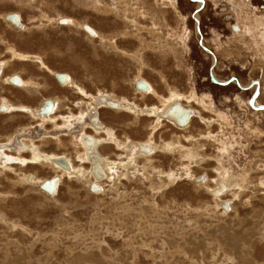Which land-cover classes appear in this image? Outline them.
<instances>
[{
  "label": "rangeland",
  "instance_id": "obj_1",
  "mask_svg": "<svg viewBox=\"0 0 264 264\" xmlns=\"http://www.w3.org/2000/svg\"><path fill=\"white\" fill-rule=\"evenodd\" d=\"M215 1L205 0L198 10V2L191 0H0V62L13 65L6 67L5 76L41 84L21 88L1 81L0 96L32 107L58 97L57 114L68 115L70 107L79 115L91 98L57 79V73H66L89 95L111 93L139 109L161 106L162 99L138 92L136 82L143 80L164 100L174 91L184 95L183 104L201 115L183 129L163 120L155 130L154 117L99 109L103 123L120 140H179L194 147L197 157L181 158L178 151L153 153L148 159L141 155L100 183L93 176H65L54 194L23 178L25 173L51 178V166L13 164V171H0V264H264V109L258 108L264 104V42L260 34L253 43L247 34L231 30L243 12L242 30L246 18L253 21L249 9L236 14L232 3ZM254 2L260 8V0ZM198 11L202 35L194 19ZM13 12L22 26L3 19ZM200 36L217 59L212 69V77L215 72L220 79L216 83L209 74L212 57L197 42ZM251 44H260V60L254 55L257 48H248ZM13 49L42 57L51 71L23 54L16 56ZM251 79H258L259 88L254 109L248 99L255 87H245ZM192 91L209 95L212 110L192 100ZM240 94L249 112L237 103ZM37 121L26 112L0 114V138L4 141ZM40 125L24 135L26 141L32 138L50 156L79 167L76 150L84 152L71 138L93 131L80 123L75 130L56 129L51 122ZM57 136L64 145L56 143ZM222 141H228L224 152ZM100 149L113 163H129L115 146ZM84 166L90 171V162ZM168 171L173 173L166 176ZM218 179L227 187L218 200L226 201L228 209L212 196ZM89 182L102 189L92 190Z\"/></svg>",
  "mask_w": 264,
  "mask_h": 264
},
{
  "label": "crops",
  "instance_id": "obj_2",
  "mask_svg": "<svg viewBox=\"0 0 264 264\" xmlns=\"http://www.w3.org/2000/svg\"><path fill=\"white\" fill-rule=\"evenodd\" d=\"M18 16H19V14H17ZM3 16V19L5 20V21H8L9 19H8V14H4V15H2ZM7 19V20H6ZM19 19H20V16H19ZM10 21V20H9ZM10 23H12L11 21H10ZM66 23H70V24H74V22L72 21V20H69V19H67L66 20ZM79 24V23H78ZM13 25V24H12ZM76 25V24H75ZM79 26V25H78ZM86 29H88L87 27H85ZM24 30H26V29H24ZM89 31L92 33V34H90V35H93V36H95V34H96V32L94 31V30H92V29H90V27H89ZM188 32V34H189V31H187ZM198 33V32H197ZM188 37H189V35H188ZM188 39V38H187ZM187 41V40H186ZM13 51V53H18L17 52V50H12ZM20 54H23V53H18V54H16V56L17 55H20ZM22 58H24V59H31V60H35V61H37V62H39V67L40 68H46V69H48V70H50L51 71V69H49L48 67H46V65L44 64V62H43V59H42V57H40V56H33L32 54L30 55V53L29 54H23L22 56H21ZM19 58V57H18ZM9 64H11L12 65V63H11V61H1L0 62V68H1V70H2V74H1V77H0V82L1 81H3L4 83H9V85H14L16 82H14L13 83V80L12 79H15L17 76L20 78V81L19 82H17L16 83V86H19V87H21V88H26V87H28V86H31V85H33V86H40L41 84L40 83H34V81H28V80H26L24 77H22V76H20V75H17V76H15L14 75V77H13V75L12 76H8V78H6V76H5V70H6V67H8V66H10ZM13 66V65H12ZM55 74V73H54ZM17 77V78H18ZM16 80V79H15ZM137 81H139V80H137ZM228 81H233V80H228ZM235 81V80H234ZM233 81V82H234ZM145 82V81H144ZM218 82V81H217ZM137 83V82H136ZM216 83V82H215ZM65 84H69L70 86H73V87H75L79 92H81L82 94H84V95H88V97L89 98H91L90 99V102H88L87 103V108L86 109H83V108H81L80 109V112H79V115H77V114H75V113H73L72 111H71V108L69 107L68 109L70 110L69 111V113H68V115L67 114H57V110L60 108V101H61V98H56V97H54V98H48V99H51L52 100V102H53V111L51 112V113H49V114H44L43 113V115H42V112H41V106L44 104V102L46 101H44L43 102V104H40L39 106H37V107H32V106H30V105H27V104H25V103H21V102H15L14 100H12V99H10V98H8V97H5V96H0V108H2V109H0V114H13L15 111H20V112H26V113H29L33 118H35V119H38V121L36 122V123H34V124H31L30 126H29V128H26V129H22V131L21 132H18L17 134H14V135H12V136H8V138L6 139V140H1V138H0V171H4V170H8V171H13L14 170V167H13V164H20V165H28V164H41L40 162H43V163H45V164H43V165H51V167H53V169L55 170V173H54V176L53 177H51V178H41V177H38V176H36V174H33V173H25V175H24V179H26L27 181H29L30 183H38V186L41 188V184L44 182V181H46V180H50V179H52V178H54V177H57V181L59 182H57L56 181V189H55V192L57 191V189H58V186H59V184L61 183V181H62V174L63 173H66V174H70V173H73V171H74V169H73V165H72V163H73V161L72 160H70V159H67V158H64L67 162H68V165H69V167L71 168V171H68V170H66V167H64V166H62V165H55L54 164V160H56V159H59L60 157H58V155L57 154H54L53 153V155L52 156H50V154L49 153H47V152H45L44 150H42L41 148H40V145L39 144H37L35 141H34V139H32V138H30V141H26V139H27V137H25L24 135L25 134H30L31 133V129H34V127H32V126H34V125H36L37 123L38 124H41L40 126L41 127H44V125L46 124V123H49V122H51V123H53V127L54 128H59V127H61V128H69V130H75L76 128H74L73 129V127H75V124L76 123H80V126H84V130L85 129H87V128H89V129H91L92 131H93V135H91L92 137H94V139L96 140V142H98V143H96V149H97V151H98V153H99V155H100V158H101V161H102V159H104L103 161H102V163H101V167H102V170H103V172H104V178H106V173L108 172V174H110L112 177L113 176H115L116 174H115V164L116 163H113L112 161H111V158L110 157H107V156H105V154H103V152L101 151V147L103 146V145H105V144H107L108 143V145H112V146H115L117 149H119V150H124V152H125V150H128V147H129V145H130V143L131 142H134V141H131V140H129L128 138L129 137H126V140L124 139V140H120L118 137H117V135H116V133H115V130L114 129H112V128H110V127H108L105 123H103V121L101 120V116H100V114H99V109H102V108H107V109H112V110H114L112 107H109V106H107L106 104H104V102L103 101H101V102H99V98H101V97H104V98H107V99H111L112 101H117V103H119V105H118V108L119 109H115V110H122V111H129V113H133V114H135V115H142V113H138L136 110L138 109V106L136 105V104H134V103H132L131 102V104H126V106L125 105H123V104H121L120 102H119V100H121V99H123V98H121V99H119V98H117L116 96H114L113 94H111V93H100V94H98V96L96 95V96H94V95H89L88 94V92L83 88V87H80V86H78V85H76L75 84V82H74V80L69 76V75H67V81L65 82ZM24 85V86H23ZM146 85L148 86V88H149V90L147 91V92H143V91H139L138 89V87L136 86V88H138L137 90H138V92L139 93H141V95H148V94H153L154 96H156V97H158L159 99H162V102L164 103V104H166V105H163V103H162V105L161 106H152L151 107V109H148V108H146V109H142L141 110V112H143V113H147L148 112V110H152V109H154V110H152V112H153V117L155 118V122H153V124L154 123H157V121H156V119L158 118V116H159V113H161V111H162V114H165V110L167 111L168 109H169V107H171V106H173L174 104H180V105H182L183 107H187V108H190L191 110H192V112H193V116L192 117H195L196 115H199L198 117H199V119H200V113H199V111L198 110H196L194 107H192L191 105H188V104H186V105H184L183 104V99H184V95H181V94H179V95H177L176 93H172L171 95H173V94H176L177 95V98L178 97H180V99L179 100H176L175 102H174V100L175 99H171V95L169 96V99H163L162 98V96H160L159 94H156L155 92H154V89L152 88V87H150L151 85L149 84V83H147L146 82ZM236 85L238 86V85H240V86H238V87H241L240 89L241 90H243V91H246L247 89H243L244 88V86H242L238 81L236 82ZM147 88V89H148ZM250 89V88H249ZM152 90V91H151ZM38 91V90H37ZM154 92V93H153ZM192 100L193 99H197L198 101H196L197 103H200V101H202V99L204 98V97H207L208 98V100L210 101V99L211 98H209V95H203L202 97H199L198 95H196L195 96V94H194V91H192ZM108 96V97H107ZM190 95H188V96H186V97H189ZM115 98V99H114ZM47 99V100H48ZM96 99V100H95ZM119 99V100H118ZM186 99H188V98H186ZM170 100V101H169ZM188 100H190V99H188ZM240 100V101H239ZM211 101H212V99H211ZM55 102V103H54ZM103 102V103H102ZM237 103L238 104H241V98L239 97V95H238V97H237ZM90 104V105H89ZM248 104H249V106L250 107H252L251 105H250V97H249V99H248ZM6 105V106H5ZM94 105V106H93ZM98 105V106H97ZM170 105V106H169ZM200 105H201V103H200ZM203 105V104H202ZM201 105V106H202ZM206 106H208V104H205ZM5 106V107H4ZM78 106H79V103H78ZM106 106V107H105ZM131 106V107H130ZM5 108V109H4ZM121 108V109H120ZM132 108V109H131ZM158 110H156V109ZM163 108V109H162ZM165 108V109H164ZM203 108V107H202ZM206 108V107H205ZM253 108V107H252ZM95 109V110H94ZM126 109V110H125ZM128 109H130V110H128ZM134 109H136L135 111H134ZM208 109H210V108H208ZM254 109V108H253ZM2 110H4V111H2ZM88 110V111H87ZM147 111V112H146ZM199 113V114H198ZM155 114H157V115H155ZM85 115V116H84ZM94 115H96L97 116V123L96 122H94V120H93V116ZM195 115V116H194ZM68 116V117H67ZM84 116V117H83ZM86 116L89 118V120H87L86 119ZM148 116V115H147ZM37 117V118H36ZM59 118H61L62 119V123L61 124H59L58 122H57V120L59 119ZM41 119V120H40ZM191 119V118H190ZM163 120H165V121H169V122H172L174 125H175V123L173 122V120H171V119H167V118H165V117H163L162 118V120L160 121V123H162L163 122ZM66 121V122H65ZM190 121V120H189ZM96 123V124H95ZM93 124L94 125H99L100 126V128L98 129H96V127H94L93 126ZM188 125V124H187ZM186 125V126H187ZM176 127H178L177 125H175ZM185 126V127H186ZM184 127V128H185ZM106 128V129H105ZM179 129H183V128H180V127H178ZM77 131V130H76ZM109 132V133H108ZM85 134H88V133H86V131L84 132V133H82V134H80V137H77L76 135H74V133H73V136H72V138H71V143L72 144H74V145H76L77 144V147H83L82 149L84 150L83 152H84V154L82 153V152H80V150L79 149H77L76 150V155H75V159H76V161H79V163L81 164L80 166H79V168H81L82 169V171H81V169L80 170H78V175L76 176V177H79V176H82V177H86L85 175H87V176H92V173H91V169H92V167H91V169H90V171H88L86 168H85V166H84V164L86 163V162H89V158H90V154L89 153H87L88 152V148L86 147V145H85V142L84 141H82L81 139H82V137L85 135ZM216 136V135H215ZM78 138V139H77ZM97 138V139H96ZM114 138V139H113ZM55 141H56V143L58 144V145H64V140L61 138V137H59V136H57L56 138H55ZM76 141V142H75ZM118 141V142H117ZM75 142V143H74ZM117 144H116V143ZM121 143V144H120ZM137 143V142H136ZM140 143V142H139ZM147 143H145L144 145H146ZM154 145L155 147L157 146V150H155L154 152H153V150H152V152H151V154H140L139 155V151L137 150V149H135V151H134V156L135 157H132L133 159H137L139 156H141V155H145L144 157L146 158V157H149L150 155H152L153 153H157V152H166L167 150L166 149H172L173 147H174V142H163V143H161V144H157V143H155V141L154 140H152L148 145H146V146H151V145ZM175 144H177L181 149L180 150H178V152L179 153H182L183 154V156H185V157H188V156H190V155H192V157H197L198 156V153L196 152V150L194 149V147L192 148V147H187V146H185V145H183V144H181L180 142H179V140H177L176 142H175ZM128 145V146H127ZM182 145V146H181ZM232 146H233V143H232ZM85 147H86V149H85ZM126 148V149H125ZM184 148V150H182ZM192 150H194V151H192ZM186 151H191V153H189V152H186ZM24 153H29V156H25L24 155ZM196 155H195V154ZM126 154V153H125ZM190 154V155H189ZM148 155V156H147ZM187 155V156H186ZM49 157H51V158H49ZM82 157V158H81ZM126 157H127V154H126ZM79 158H81V159H79ZM128 158V157H127ZM12 159V160H11ZM43 159H44V161H43ZM107 159V160H106ZM38 160H39V162H38ZM128 160V162H130V160H129V158L127 159ZM126 160V161H127ZM199 160H201V158L199 159ZM122 161V160H121ZM81 162H83V163H81ZM120 164H117L118 165V167L117 168H119V165H124V166H127V165H131L130 163H123V162H119ZM53 164V165H52ZM74 164H75V162H74ZM8 165V166H7ZM106 165V166H105ZM107 165H108V167L109 168H107ZM114 165V166H113ZM105 166V167H104ZM107 169V170H106ZM111 170V171H110ZM81 171V172H80ZM162 171H164V170H159V174H161V172ZM75 172V171H74ZM106 172V173H105ZM165 172V171H164ZM167 174H165L166 176L169 174V173H173V172H171V171H168V172H166ZM82 174V175H81ZM204 174H206V173H203L201 176H200V179L204 176ZM60 175V176H59ZM32 176V177H31ZM59 177V178H58ZM69 177H73V176H69ZM169 178V177H168ZM195 178H197V176L195 177ZM31 179V180H30ZM169 179H171V178H169ZM234 182H235V179L233 180ZM231 182H232V179H231ZM94 182H91L90 184H89V186H92V184H93ZM99 186H100V188H101V185L100 184H98ZM44 190V189H43ZM50 193V192H48V191H46L45 190V192L44 193ZM55 192H53V193H50V194H54Z\"/></svg>",
  "mask_w": 264,
  "mask_h": 264
},
{
  "label": "bare ground",
  "instance_id": "obj_3",
  "mask_svg": "<svg viewBox=\"0 0 264 264\" xmlns=\"http://www.w3.org/2000/svg\"><path fill=\"white\" fill-rule=\"evenodd\" d=\"M228 2H230V3H232V6L234 7V10H235V12L234 13H236L239 9H249V12H248V14H249V16H252V18L251 19H253V21H251V22H249L250 21V19H249V21H247V18H246V25L244 26V29L242 30V28H241V26L239 25V20H240V18H244L245 17V13L243 12V13H241L239 16L240 17H238L239 19H237L238 20V23H235V24H237V26L235 25L233 28H234V32H238L239 34L240 33H243V35H245V34H247L249 37H250V39L252 40L251 42H253V43H257V40H256V37H257V35H259L260 34V37H259V39L260 40H262L263 42H264V32H263V34L261 35V29H264V16H262L258 11H256V9H254V10H252L250 7H249V5H248V3H245V1L244 0H240L241 1V3H238L237 5L235 4V5H233V2H235V1H238V0H227ZM239 1V2H240ZM250 1V0H249ZM250 3V2H249ZM201 6V4L198 6V8ZM259 10V9H258ZM256 13H258L260 16H258ZM237 14V13H236ZM19 17V16H18ZM195 18L196 19H199V16H198V14L195 16ZM11 21V20H10ZM12 23H14V24H16L14 21H11ZM17 25V24H16ZM233 24L231 23V26H232ZM22 26V25H21ZM261 26V27H260ZM238 27H239V29H238ZM185 29V28H184ZM88 30H89V28H88ZM214 31V33H215V30H213ZM242 31V32H241ZM91 33V32H90ZM185 33V36H188L189 34H188V32H184ZM92 34V33H91ZM235 34V33H234ZM215 35V34H214ZM238 36V35H237ZM220 40V39H219ZM245 41V40H244ZM259 41V40H258ZM241 42V41H240ZM241 44V43H240ZM245 45V44H244ZM243 45V46H244ZM250 47H255V48H257V50L256 51H254V55H256V58L258 59V60H260L261 59V56H260V52H259V50H260V44L258 45V46H254L253 44H251L248 48H250ZM262 47V46H261ZM218 49V48H217ZM254 50V49H253ZM263 50V51H262ZM250 51H251V48H250ZM261 53L264 55V44H263V47L261 48ZM229 52V51H228ZM219 53V52H218ZM230 55H232V54H230V52L228 53V56H230ZM239 56V55H238ZM216 61H217V59H216ZM1 74H2V70H1V68H0V77H1ZM213 77H214V79L216 80V81H219L220 79H218L217 77V74L214 72L213 73ZM16 79V78H15ZM15 79H12L13 80V83L14 82H19V81H17V79L15 80ZM67 81V77H66V79L62 82V83H64L65 84V82ZM146 83V82H145ZM246 88H249L250 86H245ZM147 88H148V86H147ZM141 89V88H139V91L141 90V91H143V92H147L148 90H149V88L148 89ZM138 89V88H137ZM245 89V88H244ZM152 91V90H151ZM154 93V92H153ZM172 93H176L177 95H179V93L178 92H172ZM171 93V94H172ZM176 94H173V95H171L172 97H171V99L173 100V99H175L174 100V102L176 101V100H179L180 99V97H178L177 98V95ZM176 95V96H175ZM98 96V95H97ZM108 97V96H107ZM239 97L241 98V104H239V106L240 107H243L244 109H245V112H249V110H248V108H247V106H244V103H245V101H244V95L243 94H240L239 95ZM210 98V97H209ZM115 99V98H114ZM207 99V98H206ZM96 100V99H95ZM119 100V99H118ZM181 100V99H180ZM101 101H103L104 102V104H106L107 106H109V107H112L114 110L115 109H119L118 108V105H119V103H117V101H112L111 99H107V98H104V97H101V98H99V102H101ZM170 101V100H169ZM240 101V100H239ZM257 101V100H256ZM102 102V103H103ZM119 102L121 103V104H123V105H125L126 106V104H131V102L129 101V100H126V98H124V99H121V100H119ZM255 102V101H254ZM254 102H253V105L254 106H259L256 102H255V104H254ZM55 103V102H54ZM188 103V102H187ZM200 103L201 104H203L202 106L204 107V109H205V107L206 108H210L211 110H212V105H213V102L211 101V99H210V101L209 100H207V101H205L204 102V100L203 101H200ZM205 104H208V106H206ZM90 105V104H89ZM132 105V104H131ZM163 105H166V104H164L163 103ZM180 105V104H179ZM6 106V105H5ZM4 106V107H5ZM94 106V105H93ZM98 106V105H97ZM120 106V105H119ZM170 106V105H169ZM182 106V105H181ZM106 107V106H105ZM131 107V106H130ZM172 107V106H171ZM183 107V106H182ZM188 107V106H187ZM187 107H185V108H187ZM170 108V107H169ZM0 109H2V108H0ZM5 109V108H4ZM121 109V108H120ZM132 109V108H131ZM148 109H151V108H149L148 107ZM156 109V108H155ZM163 109V108H162ZM165 109V108H164ZM187 109H189V118H188V121L186 122V124H184V125H179L176 121H175V119H174V117H175V114H177V113H174V117L173 116H170V115H167V111L165 110V114H162V111H161V113H159V116H158V118L156 119V121H157V123H154V125H155V130H157L159 127H160V125L162 124V123H160V121L162 120V118L163 117H165V118H167V119H171V120H173V122L175 123V125H177L178 127H180V128H184L188 123H189V120H190V118H192V114H193V112H192V110L190 109V108H187ZM95 110V109H94ZM126 110V109H125ZM128 110H130V109H128ZM136 109H134V111H135ZM141 110L142 109H137L136 111L138 112V113H142V115H148L149 117H153V112H152V110H154V109H152V110H148V112L147 113H143V112H141ZM157 110V109H156ZM2 111H4V110H2ZM53 111V110H52ZM51 111V112H52ZM88 111V110H87ZM143 111V110H142ZM158 111V110H157ZM50 112V113H51ZM127 112H129V111H127ZM44 114H49V113H44ZM136 114V113H135ZM199 114V113H198ZM249 114V113H248ZM42 115H43V113H42ZM139 115V114H138ZM155 115H157V114H155ZM85 116V115H84ZM83 116V117H84ZM195 116V115H194ZM199 116V115H198ZM68 117V116H67ZM155 117V116H154ZM37 118V117H36ZM202 119V118H201ZM257 119V118H256ZM41 120V119H40ZM93 120H94V122H96L97 121V116L96 115H94L93 116ZM66 122V121H65ZM155 122V121H154ZM213 122V121H212ZM97 123V122H96ZM95 123V124H96ZM249 124V123H248ZM210 125V124H209ZM93 126L94 127H96V129L98 128H100V126L99 125H94L93 124ZM250 127V126H249ZM92 129V128H91ZM106 129V128H105ZM251 129V128H250ZM182 131V130H181ZM154 132V131H153ZM226 132V131H225ZM109 133V132H108ZM206 134H208V133H206ZM211 134V133H210ZM212 136H213V134H212ZM151 138H152V136H151ZM229 138V137H228ZM97 139V138H96ZM114 139V138H113ZM129 140H131V141H133L131 138H128ZM82 141H84L85 142V145H86V147L88 148L87 150H88V152L87 153H89L90 154V158H89V162H90V164H91V167H92V169H91V173H92V176H93V178H94V180H101L102 178H104V173H103V171H102V168H101V158H100V155H99V153H98V151H97V149H96V143H98V142H96V140L94 139V137H92L91 135H88V134H85L83 137H82V139H81ZM126 140V139H125ZM153 140V139H152ZM215 140H216V136H215ZM220 140H218L217 142H219ZM76 142V141H75ZM74 142V143H75ZM118 142V141H117ZM150 142V141H149ZM116 143V142H115ZM225 143H228V141H222L221 142V150H222V146L225 144ZM108 144V143H107ZM117 144V143H116ZM121 144V143H120ZM146 145H148V144H146ZM146 145H144V144H140V143H136V142H131L130 143V145H129V147H128V150H125V153L127 154V157L129 158V160H130V164H133V163H135V161H136V159H133L132 157H135L134 156V151H135V149H137L139 152V155L142 153V154H151V152H152V150H153V152L155 151V150H157L156 148H157V146L155 147L153 144L149 147V146H146ZM75 146H77V144L75 145ZM128 146V145H127ZM182 146V145H181ZM218 146V145H217ZM86 147H85V149H86ZM143 147H146L147 148V150H145L144 151V149H143ZM225 147V146H224ZM83 148V147H82ZM126 149V148H125ZM181 148L177 145V144H175V142H174V147L172 148V149H166L167 151L166 152H177L178 150H180ZM225 149V148H224ZM83 150V149H82ZM182 150H184V148L182 149ZM84 151V150H83ZM124 151V150H123ZM192 151H194V150H192ZM223 151V150H222ZM160 152V151H159ZM186 152H189V153H191V151H186ZM195 152V151H194ZM224 152V151H223ZM229 152V151H228ZM134 153V154H133ZM183 153V152H182ZM182 153H180V156H182L183 154ZM196 153V152H195ZM194 153V154H195ZM84 154V153H83ZM197 154V153H196ZM195 154V155H196ZM220 154H221V151H220ZM53 155V154H52ZM190 155V154H189ZM145 156V155H144ZM143 156V157H144ZM148 156V155H147ZM187 156V155H186ZM49 158H51V157H49ZM147 159L149 158V157H146ZM180 158V157H179ZM181 158H185V156H182ZM221 158V157H220ZM64 159V158H63ZM221 159H223V158H221ZM12 160V159H11ZM104 159H102V161H103ZM107 160V159H106ZM43 161H44V159H43ZM128 161V160H127ZM148 161V160H147ZM219 161H220V159H219ZM38 162H39V160H38ZM218 162V161H217ZM41 163V165L42 164H45V163H43V162H40ZM81 163H83V162H81ZM1 164V163H0ZM59 164H61L62 165V163H60L59 162ZM118 164H120V163H118ZM219 164V163H218ZM48 165V164H47ZM53 165V164H52ZM56 165V164H55ZM72 165H73V169H74V171H73V173H70V174H66V173H63L62 175V177H65V176H77L78 175V170H80L81 168H79V167H76L75 166V164H74V162L72 163ZM96 165H99V168H100V171L102 172V176L101 177H99L98 175H97V173H95V167H96ZM8 166V165H7ZM49 166V165H48ZM51 166V165H50ZM62 166H64V165H62ZM106 166V165H105ZM104 166V167H105ZM114 166V165H113ZM120 166V165H119ZM65 167V166H64ZM66 167H68V168H70L69 166H66ZM110 167V166H109ZM108 167V165H107V168H109ZM118 165L117 164H115V174L117 175V173H118ZM178 167V166H177ZM185 169V168H184ZM219 169H221V168H219ZM219 169H217V170H219ZM107 170V169H106ZM258 170V169H257ZM81 171H82V169H81ZM80 171V172H81ZM111 171V170H110ZM106 173V172H105ZM162 174H164L163 172H161ZM222 173V172H221ZM107 175H106V178H108L109 176H111L110 174H108V172L106 173ZM82 175V174H81ZM174 175V174H173ZM60 176V175H59ZM32 177V176H31ZM90 177V176H89ZM192 177V176H191ZM59 178V177H58ZM244 178V177H243ZM116 179V178H115ZM223 179V178H222ZM31 180V179H30ZM204 180V177H202L201 179H199L198 181L200 182V181H203ZM205 180H206V177H205ZM57 181V180H56ZM197 181V182H198ZM224 181V180H223ZM222 180H219L218 179V181H217V183H216V188L214 189L215 190V192H212L213 193V197L216 199V201H217V203L220 205V206H224L226 209H228L229 208V204L226 202V201H219L218 199L221 197V194H223L222 192L224 191V190H227V187H226V185L224 184V182H223ZM58 182V181H57ZM59 183V182H58ZM205 183V182H204ZM89 184H90V182H89ZM237 184V183H236ZM212 186V185H211ZM215 186V185H214ZM98 187H100V186H98ZM243 188V187H242ZM101 189H102V187H101ZM45 190V189H44ZM96 190V189H95ZM230 191H232V190H230ZM241 191V190H240ZM55 192V191H54ZM225 192V191H224ZM223 207V208H224ZM229 211V210H228ZM12 259V258H11Z\"/></svg>",
  "mask_w": 264,
  "mask_h": 264
},
{
  "label": "water",
  "instance_id": "obj_4",
  "mask_svg": "<svg viewBox=\"0 0 264 264\" xmlns=\"http://www.w3.org/2000/svg\"><path fill=\"white\" fill-rule=\"evenodd\" d=\"M191 1H200V0H191ZM201 6H202V4H201ZM8 19L11 20V21H14L18 26H21L22 25V23L20 22V19H19L18 15H17V13H14L13 12V13L8 14ZM195 23H196V25H198V21H195ZM198 33H199V31H198ZM197 42L200 45V47L203 49V51L206 52V53H208L212 57L213 64L211 65L209 74H210L211 80L213 82H217L212 77V69H213V66L215 65L214 63L216 61V57H215V55L213 54V52L208 47H206L205 45H203V43H202V37L201 36H200V38H198ZM56 77H57V79L60 82H63L66 79L67 74L66 73H57L56 74ZM16 79H17V81H20L19 78L16 77ZM252 85H254L255 88H254L253 95H252L251 100H250V105L253 108H257L256 106L253 105V102L255 101V98H256V96L258 95V92H259L258 79H251L249 86H252ZM136 86L138 88H141V89H144V90L147 88V85H146V83L143 80L137 81ZM258 108L264 109V104H260V106ZM52 110H53V102H52L51 99H48L41 106V112L42 113H50ZM174 113H177V114H175V117L173 116ZM167 115L173 116L174 119H175V121L179 125H184L188 121V118H189V115L190 114H189V109H187L185 107H182L179 104H174L172 107H170L168 109ZM143 149H144V151L147 150L146 147H143ZM59 162L62 163V165H64L65 167L66 166H69L68 165V162L65 159H63V158L59 159ZM95 173H97V175L99 177L102 176V172L100 171L99 165H96V167H95ZM56 180H57V177H54V178H52L50 180L44 181L41 184V188L42 189H45L46 191H48L50 193H53L55 191V189H56ZM97 188H98V186L95 183H93L92 186H91V189L93 190V189H97Z\"/></svg>",
  "mask_w": 264,
  "mask_h": 264
},
{
  "label": "flooded vegetation",
  "instance_id": "obj_5",
  "mask_svg": "<svg viewBox=\"0 0 264 264\" xmlns=\"http://www.w3.org/2000/svg\"><path fill=\"white\" fill-rule=\"evenodd\" d=\"M218 1L220 2V0H216L215 2H216V5H217V3H218ZM222 1V0H221ZM245 1V3H248V5H249V7L252 9V10H254L253 8H255L256 9V11H258L261 15H264V13L262 12H260V10L261 11H264V0H260V8H258L257 6H256V4H255V0H244ZM250 2V3H249ZM200 4H202V6L200 7V8H198V6L200 5ZM205 0H200V3H199V1H198V5H197V8H198V10H201L204 6H205ZM257 5H259V4H257ZM259 9V10H258ZM196 10V9H195ZM198 14V16H199V11L194 15V19L196 20V21H198V26H197V32L199 31V33L198 34H200V35H202L201 34V30H200V24H199V19L197 20L196 18H195V16ZM236 24H233L232 26H230L231 27V30L232 31H234V26H235ZM211 57V56H210ZM59 159H61V158H59ZM59 159H56V160H54V164H56V165H61V164H59ZM100 163H102V161L100 162ZM102 168V167H101ZM67 170V169H66ZM68 171H71V168H68ZM103 171V170H102ZM104 173V172H103ZM96 181H98V183H100L99 182V180H96ZM98 183H95L97 186H99L98 185ZM97 191H100L101 190V188L100 187H98L97 189H96ZM217 202V201H216Z\"/></svg>",
  "mask_w": 264,
  "mask_h": 264
}]
</instances>
